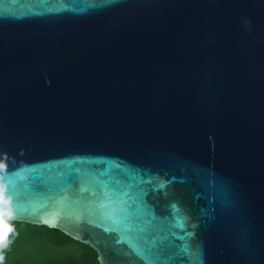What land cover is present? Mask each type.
Masks as SVG:
<instances>
[{"label": "water", "instance_id": "obj_1", "mask_svg": "<svg viewBox=\"0 0 264 264\" xmlns=\"http://www.w3.org/2000/svg\"><path fill=\"white\" fill-rule=\"evenodd\" d=\"M0 219L264 264V0H0Z\"/></svg>", "mask_w": 264, "mask_h": 264}, {"label": "trees", "instance_id": "obj_2", "mask_svg": "<svg viewBox=\"0 0 264 264\" xmlns=\"http://www.w3.org/2000/svg\"><path fill=\"white\" fill-rule=\"evenodd\" d=\"M3 264H99L97 252L59 229L0 219Z\"/></svg>", "mask_w": 264, "mask_h": 264}, {"label": "clouds", "instance_id": "obj_3", "mask_svg": "<svg viewBox=\"0 0 264 264\" xmlns=\"http://www.w3.org/2000/svg\"><path fill=\"white\" fill-rule=\"evenodd\" d=\"M0 247H3V244H0ZM3 256L2 255H0V264H3Z\"/></svg>", "mask_w": 264, "mask_h": 264}]
</instances>
